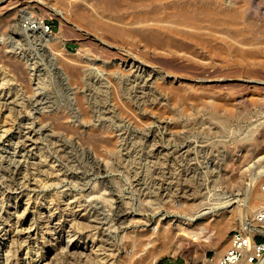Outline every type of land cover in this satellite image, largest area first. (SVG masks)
<instances>
[{
  "label": "rangeland",
  "instance_id": "1",
  "mask_svg": "<svg viewBox=\"0 0 264 264\" xmlns=\"http://www.w3.org/2000/svg\"><path fill=\"white\" fill-rule=\"evenodd\" d=\"M41 1L66 20L34 0H0V193L23 188L34 215L54 212L67 226L49 229L42 241L63 231L64 243L70 213L84 207L104 224L95 241L116 253L111 264H143L156 251L152 264H212L234 231L245 234L241 222L261 231L253 241H264L262 205L245 204L252 176L264 170V0H149L115 10L97 0ZM218 12L236 19L216 22ZM34 18L61 39L55 65L37 32L20 29ZM65 63L88 71L83 79L92 86L64 81L56 65L64 72ZM86 89H98L97 102ZM75 96H85L86 109L71 104ZM237 205L241 216L232 211ZM118 208L136 220L118 226ZM205 208L212 210L198 215ZM156 223L171 228L168 238L156 231L147 239ZM77 230L92 238L86 227ZM54 239L52 256L62 247ZM21 258L10 252L11 264Z\"/></svg>",
  "mask_w": 264,
  "mask_h": 264
},
{
  "label": "bare ground",
  "instance_id": "2",
  "mask_svg": "<svg viewBox=\"0 0 264 264\" xmlns=\"http://www.w3.org/2000/svg\"><path fill=\"white\" fill-rule=\"evenodd\" d=\"M36 3L42 5L43 7H45L49 12L50 15H52L53 17H57L59 19H65V11H63L62 9L56 8L55 6H49L48 4L44 3L41 0H34ZM76 1V0H75ZM94 1V0H92ZM139 1H149V0H97L96 3H98V5L101 6H105L108 9L111 10H115V9H120L123 8L131 3H135V2H139ZM201 1V0H198ZM95 2V1H94ZM67 3V2H66ZM69 3V2H68ZM94 5V3H92ZM91 4V5H92ZM206 4V3H205ZM93 7V6H92ZM91 8V7H90ZM94 8V7H93ZM190 10V9H189ZM91 11V10H90ZM94 11V10H93ZM179 16L181 14V11H178ZM188 12V11H187ZM210 12V11H209ZM212 12V11H211ZM210 12V13H211ZM189 13V12H188ZM213 13V12H212ZM216 13V11H215ZM234 13V12H233ZM231 13H223V12H218L215 16V21L216 22H224L228 25H232V23L235 21V15ZM237 13V12H236ZM92 14V13H91ZM190 14V13H189ZM199 14V13H197ZM214 14V13H213ZM239 14V13H238ZM152 15V14H151ZM150 15V16H151ZM186 16V15H185ZM189 16V15H188ZM96 17V16H95ZM178 17V16H177ZM94 18V17H93ZM103 18V16H102ZM139 18V17H138ZM137 18V19H138ZM179 18V17H178ZM186 18V17H185ZM190 18V17H189ZM188 18V19H189ZM197 18V17H195ZM106 19V18H105ZM191 19V18H190ZM189 19V20H190ZM194 19V18H193ZM191 19V20H193ZM213 19V18H212ZM106 21V20H105ZM150 21V20H149ZM213 21V20H212ZM108 22V21H107ZM121 22V21H120ZM137 22V21H136ZM167 22V21H165ZM175 22V21H174ZM179 22V21H178ZM215 22V23H216ZM116 23V22H113ZM168 23V22H167ZM118 24V23H116ZM115 24V25H116ZM182 24V23H181ZM218 24V23H217ZM192 25V24H191ZM216 26V25H215ZM134 27V26H133ZM132 29H137V28H133ZM127 28V27H126ZM128 29V28H127ZM130 29V31L132 30ZM132 30V32H133ZM175 30V29H174ZM181 30V29H180ZM184 30V29H183ZM137 31V30H136ZM143 33L148 36V37H157L159 38L161 34L158 33V31H155L154 28H145L144 30L142 29ZM135 32V31H134ZM187 32V31H186ZM190 32V31H189ZM187 32V33H189ZM36 33V32H35ZM135 35V34H134ZM140 35V33L138 34ZM136 33V36H138ZM142 35V33H141ZM190 35V34H189ZM37 38L41 41L44 42V46L43 49L46 48L48 50H51V54H47L48 58L50 61H52L54 59L55 56V52L57 51V46L59 45V43L61 42L60 37L58 36H53L52 34H47L44 33L43 31H37ZM188 36V35H187ZM143 37V36H142ZM147 37V38H148ZM140 39V37H139ZM142 39V38H141ZM144 39V38H143ZM152 39V38H149ZM161 39V38H159ZM155 40V38H154ZM167 40V39H166ZM199 40H203V39H199ZM207 40V39H206ZM149 41V40H148ZM157 41V40H156ZM139 42H142V40H140ZM150 42V41H149ZM160 42V40H159ZM63 43V42H62ZM165 43V42H164ZM163 43V44H164ZM149 44V43H148ZM151 44V43H150ZM161 45V44H160ZM173 44H171L172 46ZM175 45V44H174ZM147 49V48H146ZM157 49V48H156ZM173 50V49H172ZM156 51V50H155ZM45 52V51H44ZM58 56V55H56ZM136 56V55H135ZM60 58V57H59ZM136 58H138L136 56ZM122 59V58H121ZM141 59V58H140ZM62 61V60H61ZM144 61V60H143ZM142 61V62H143ZM55 61H52V63H54ZM73 62V60H72ZM82 62V61H81ZM80 62V63H81ZM57 64V63H56ZM135 64V63H134ZM144 64H146V62H144ZM55 65V63H54ZM82 66V65H81ZM174 67V66H173ZM63 70L64 72H66L67 76L64 74L63 71L60 70V68H58V66L56 65V69H57V74L62 75L63 80L66 82L68 80H70V82H74L77 83L78 81H81L84 77V75L87 77L90 73H85L82 71L81 67L79 66V64H74V65H70V64H63ZM180 68V67H178ZM20 69V68H19ZM15 70V69H13ZM17 70V69H16ZM18 71V70H17ZM22 71V70H21ZM158 71V70H157ZM142 72V71H141ZM150 72V71H148ZM164 72V71H163ZM166 72V71H165ZM23 73V71H22ZM21 73V74H22ZM132 73V72H131ZM151 73V72H150ZM167 73V72H166ZM16 74V73H15ZM19 75H21L18 72ZM129 75V74H128ZM141 75V74H140ZM173 75V74H172ZM24 76V75H23ZM131 76V75H130ZM19 77V76H18ZM21 77V76H20ZM26 77V76H25ZM180 77V76H178ZM24 78V77H23ZM137 78V77H136ZM175 78V77H174ZM54 79V78H53ZM87 79V78H86ZM181 79V78H180ZM26 80V79H25ZM144 81V80H143ZM179 81V80H178ZM200 81V80H199ZM69 82V81H68ZM85 83V81H84ZM141 83V82H140ZM138 83V84H140ZM148 83V82H147ZM86 86L91 87L93 82L91 81L90 83L86 82L85 83ZM97 84V83H96ZM142 85V84H141ZM140 87V86H138ZM146 87V86H145ZM71 90V89H70ZM81 90V89H80ZM98 89H86V91L89 93L90 95V102H97V98L94 96L98 91ZM64 91V90H63ZM85 91V90H84ZM81 92V91H79ZM100 92V91H99ZM86 94V93H85ZM122 95H125V90L123 89L121 92ZM115 96V95H114ZM76 97V96H75ZM71 97L69 100L71 101V104L73 102H75L76 104H82L84 106V101H85V96H77L76 98ZM87 97V96H86ZM124 98V97H123ZM56 99V98H55ZM68 99V98H65ZM116 99V98H115ZM139 99V98H138ZM144 99V98H143ZM88 100V99H87ZM120 100L122 101V98H120ZM147 100V99H146ZM145 100V101H146ZM66 101V100H65ZM60 102V101H59ZM18 103V102H17ZM69 103V102H68ZM18 105V104H17ZM83 108V107H82ZM84 108L86 109V106H84ZM84 116V115H83ZM99 117V116H97ZM42 118V117H41ZM85 118H91V116L86 113L85 114ZM9 122V121H8ZM7 127V126H6ZM65 128V127H64ZM69 129V128H68ZM75 131V130H74ZM17 132V131H16ZM70 132V131H69ZM5 133V132H4ZM62 134V133H61ZM6 136V134H5ZM3 136V137H5ZM124 136V135H123ZM90 137V136H89ZM126 138V137H125ZM87 138V141L92 143V146L94 147V142H95V138L92 139L94 140V142L92 141L91 137ZM98 139V138H97ZM24 140V139H23ZM99 140V139H98ZM134 141L133 145H134V150L140 146L139 141L137 139H132ZM31 141V140H30ZM84 141V140H83ZM84 141V142H87ZM97 141V140H96ZM101 141V140H100ZM125 141V140H124ZM10 142V141H9ZM24 142V141H23ZM105 142V141H104ZM26 143V142H25ZM122 143V142H121ZM29 144V142H28ZM72 144V143H71ZM131 144V143H130ZM14 145V144H13ZM31 143L28 145L30 146ZM107 145V143H106ZM123 145V144H121ZM67 146V145H66ZM23 148V147H22ZM29 148V147H28ZM75 148V147H74ZM77 149V148H76ZM32 150V149H31ZM60 150V149H59ZM120 150V149H119ZM33 151V150H32ZM86 152L91 156L94 157V153L90 152L89 150H86ZM64 153V152H63ZM87 154V155H88ZM89 156V158H90ZM87 157V156H86ZM85 157V158H86ZM262 157V156H261ZM259 158V157H258ZM88 159V158H87ZM92 159V158H91ZM22 160V159H21ZM71 160V159H70ZM89 160V159H88ZM94 160V158H93ZM92 162V161H90ZM94 162V161H93ZM98 162V161H97ZM63 163V162H62ZM36 164V163H35ZM61 164V163H60ZM82 164V163H81ZM36 166V165H35ZM39 167V166H38ZM29 168V167H28ZM57 168V167H56ZM59 168V167H58ZM15 169L17 174H19V176L22 175V172H26V165L25 163H23L22 161H17V163L15 164ZM14 170V169H12ZM40 170V169H39ZM61 170V169H60ZM30 171V170H29ZM42 171V170H41ZM66 171V170H65ZM28 172V171H27ZM44 172V170L42 171ZM62 172V171H61ZM29 173V172H28ZM56 173V172H55ZM43 174V173H42ZM41 174V175H42ZM31 175V174H30ZM75 175V174H74ZM33 176V175H32ZM58 176V175H57ZM56 176V177H57ZM67 176V175H66ZM23 179H25L27 181V176H21ZM31 177V176H30ZM48 177V176H47ZM65 177V176H64ZM103 177V176H102ZM105 177V176H104ZM51 178V177H50ZM58 178V177H57ZM17 180V179H16ZM48 180V179H47ZM264 180V170L261 171H257L254 173V175L252 176V184H249V186L246 189V194H247V201H245V204H260L262 206H260V210H259V214L258 215H262V213H264V192H262L260 190L257 189V186L261 185V181ZM18 181V180H17ZM183 181V180H182ZM7 182V181H6ZM31 186H36L37 185V181L36 180H31L29 181ZM5 184V183H4ZM46 184V183H45ZM83 184V183H82ZM21 185V184H20ZM6 186V185H5ZM70 186V185H69ZM101 186V185H100ZM3 188V187H2ZM14 188V187H13ZM5 189V188H4ZM9 189V188H8ZM4 191L0 193V264H11L10 263V252L14 251L15 253L20 254V256H22L21 261L19 264H111L109 263L112 258L114 257V253L112 252V250L110 249H106L103 245V241H101V239H97V241H95V238L100 236V238H104V234L101 235V233H99L100 229L102 228V226L104 224H102L103 222H99L97 221V219H92L89 215V210L88 208L84 207L82 209H76L73 210L71 214V221L72 223L68 224V228L69 231L66 230L67 232V237H66V241L63 243V241H61L62 236H63V231H59V233L55 235V233L51 234L50 238H46L45 241L43 242V236L45 234V232L50 231L49 229H55L57 230L58 227L63 228L66 225L62 224L61 226H59V223H56V218L55 215H53V213H49V212H45L44 210L39 211L36 215L33 214V212L29 209V202H30V198L28 197L27 194H25V192L23 191V188H15V189H11ZM27 189V187L25 188ZM29 189V186H28ZM38 189V188H37ZM30 190V189H29ZM32 190V189H31ZM185 190V189H184ZM2 191V189L0 190ZM30 192V191H28ZM37 192V191H36ZM33 195V194H32ZM179 197V196H178ZM77 200V199H76ZM33 202V201H32ZM116 202V201H115ZM31 203V202H30ZM65 203V202H64ZM53 204V203H52ZM59 204V202H58ZM244 202L241 203V205H243ZM83 205V204H82ZM75 206V205H74ZM119 206V205H118ZM250 206V205H249ZM37 207V206H36ZM92 207V205H91ZM94 207V206H93ZM123 207V206H122ZM247 207V206H246ZM254 207V206H253ZM60 208V207H59ZM63 208V207H61ZM79 208V207H77ZM39 209V208H38ZM50 209V208H48ZM96 209V208H95ZM115 209V208H114ZM36 210V208H35ZM146 210V209H145ZM211 208H205L202 213L198 214V215H202V214H207L211 212ZM62 211V210H61ZM82 212L83 214H85V217L82 215V217L84 219H82V222L79 221V212ZM103 211V210H102ZM134 211V210H133ZM132 211V212H133ZM232 211H236L239 215L240 211V206L237 205L236 207L233 208ZM80 212V213H81ZM113 212V211H112ZM129 211H120L119 208L114 212V217H115V222L116 224L119 226L123 223H130L136 220L135 217L133 216H128L127 213ZM69 213V212H68ZM96 213V212H95ZM136 214V213H135ZM105 215V214H104ZM58 216V215H57ZM197 216V215H196ZM241 216V215H239ZM60 217V216H58ZM65 217V216H64ZM193 217V216H192ZM62 218V217H61ZM67 219V217H66ZM110 219V217H109ZM68 220V219H67ZM70 221V220H69ZM103 221V220H102ZM156 227L155 230H153L152 232H149V235H147V239L151 240V238L154 236V232H156L155 234H157V236L159 235L160 237H163L164 239L168 238L171 234V228H164V224H159L156 223ZM79 226H84L87 228V231L89 233H91V239H88V237H90L88 234L86 235H81L78 232V227ZM123 226V225H122ZM219 226V225H218ZM67 227V226H66ZM241 227L244 229L245 234H249V236H247L248 240L250 242H252V236L254 234L257 233H261V231L257 230L254 227H249L247 226V224L245 222H241ZM67 228V229H68ZM118 228V227H117ZM129 228V227H128ZM201 228V227H200ZM121 229V227H120ZM126 229V228H125ZM65 230V228H64ZM103 232L105 233L106 231L104 229H102ZM58 232V231H57ZM50 233V232H49ZM220 233V232H219ZM66 234V233H65ZM107 235V234H106ZM112 235V234H111ZM222 235V234H221ZM52 236H54V238L56 237L57 241L56 243L58 244V246H62L59 248L58 252H54V255H48V250H50V246L55 247L54 245H56L55 243L53 244V242L55 241L54 238H52ZM96 236V237H95ZM116 236V235H115ZM49 237V236H48ZM115 238V237H114ZM139 238V237H137ZM52 240V243H51ZM112 240V238H111ZM117 241V240H115ZM139 241V240H138ZM113 242V241H111ZM134 242V241H133ZM109 243V242H108ZM148 245V243L146 244ZM107 246V245H106ZM116 246V244H115ZM112 248V247H111ZM120 248V247H119ZM55 250V249H54ZM53 251V250H52ZM133 251V250H132ZM161 251H156L151 253V255L148 256V258H146L143 261V264H152L154 259H157V256L160 255ZM14 254V253H13ZM53 254V253H52ZM116 255V253H115ZM221 256L218 255V258ZM15 257V254H14ZM116 257V256H115ZM114 259V258H113ZM126 261V260H125ZM15 262V261H14ZM19 262V261H18ZM120 264H129L127 262H121ZM238 264H248L247 262H245V260H241ZM259 264H264V257L261 258V260L259 261Z\"/></svg>",
  "mask_w": 264,
  "mask_h": 264
},
{
  "label": "built area",
  "instance_id": "3",
  "mask_svg": "<svg viewBox=\"0 0 264 264\" xmlns=\"http://www.w3.org/2000/svg\"><path fill=\"white\" fill-rule=\"evenodd\" d=\"M20 29L27 32L43 31L51 33L49 25L42 19H24L20 22ZM264 192V185L261 186ZM264 257V241L250 242L247 236L241 231H234L231 235L229 248L216 261L211 259L212 264H238L245 260L248 264H257Z\"/></svg>",
  "mask_w": 264,
  "mask_h": 264
},
{
  "label": "trees",
  "instance_id": "4",
  "mask_svg": "<svg viewBox=\"0 0 264 264\" xmlns=\"http://www.w3.org/2000/svg\"><path fill=\"white\" fill-rule=\"evenodd\" d=\"M257 241H259V242H260V241H262V239H258ZM157 264H162V263H161V262H159V263H157Z\"/></svg>",
  "mask_w": 264,
  "mask_h": 264
}]
</instances>
